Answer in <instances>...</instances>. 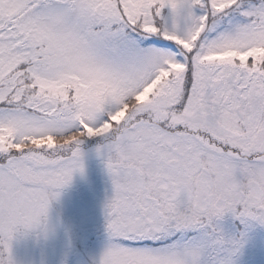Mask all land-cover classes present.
<instances>
[{"label": "snow or ice", "instance_id": "1", "mask_svg": "<svg viewBox=\"0 0 264 264\" xmlns=\"http://www.w3.org/2000/svg\"><path fill=\"white\" fill-rule=\"evenodd\" d=\"M85 138L113 185L97 264H235L219 221L264 225V0H0L8 264Z\"/></svg>", "mask_w": 264, "mask_h": 264}, {"label": "rangeland", "instance_id": "2", "mask_svg": "<svg viewBox=\"0 0 264 264\" xmlns=\"http://www.w3.org/2000/svg\"><path fill=\"white\" fill-rule=\"evenodd\" d=\"M98 143L96 138H85L80 145L83 172H75L70 184L59 190V197L51 200L47 233L37 228L15 234L12 264H97L107 242L104 204L113 193L104 157L96 152ZM219 224L237 238L245 233L235 264H264V225L245 226L230 213ZM0 264H8L2 246Z\"/></svg>", "mask_w": 264, "mask_h": 264}]
</instances>
